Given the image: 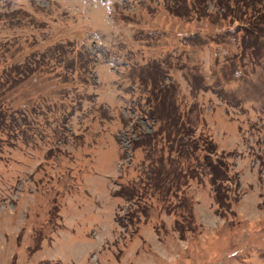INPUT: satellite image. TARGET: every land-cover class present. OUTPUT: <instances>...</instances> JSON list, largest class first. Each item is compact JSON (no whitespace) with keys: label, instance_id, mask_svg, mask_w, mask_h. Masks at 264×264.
<instances>
[{"label":"rangeland","instance_id":"rangeland-1","mask_svg":"<svg viewBox=\"0 0 264 264\" xmlns=\"http://www.w3.org/2000/svg\"><path fill=\"white\" fill-rule=\"evenodd\" d=\"M191 1L0 0V72L34 68L7 96L27 120L0 143V264H264V65L234 61L233 13ZM152 64L230 167L224 214L181 158L174 213L121 196L145 172L132 123L159 126L143 106Z\"/></svg>","mask_w":264,"mask_h":264},{"label":"trees","instance_id":"trees-1","mask_svg":"<svg viewBox=\"0 0 264 264\" xmlns=\"http://www.w3.org/2000/svg\"><path fill=\"white\" fill-rule=\"evenodd\" d=\"M176 1L188 6L186 0ZM218 1L216 3L218 7H215L216 12L221 10L224 13H233V19L239 23L235 31L236 36L239 34V38L235 37V41L239 44V53L234 57V61L236 60L239 65L243 63L246 56L250 60V64L262 67L264 65V0ZM191 2L190 7H201V10H204L207 4V0H192ZM168 9L172 11L173 5L168 6ZM12 68L14 75L7 74L10 70L2 69L0 72V143H2L3 137L15 139L20 126L27 120L23 114L19 113V109L9 107L7 96L18 87L23 79L31 76L34 68H22L20 65H14ZM141 72H147L148 77L147 82L142 84L143 106H146L145 109L148 112L145 116L153 123H159V126L157 129H153L152 133L145 134L138 131L136 123H132L131 131L136 133L137 140L131 141V149L143 148L145 153L143 169L145 172L142 184H139V187L136 186L138 183L123 186L120 191L121 196L127 201H135L133 203L139 207L142 201L145 202L146 199L156 194L158 201L166 206L167 212L174 213L179 206L176 203L170 206L168 199L180 202V206L184 204L185 200L183 195L186 187L185 180L182 182V178L177 172L178 160L181 158L189 161L190 173L197 174L200 171V174L203 173L208 178L214 201L219 212L224 214L229 209L226 205L227 194L231 191L229 185L233 182L230 167L224 162L222 156L217 155L215 145L200 133L197 134L193 123L184 119L183 114L179 112L173 101L167 100V96H175V88L164 82L165 72L162 66L152 64L150 68ZM142 75L139 76L140 80ZM167 102L169 103L166 104ZM18 113L21 117L18 116ZM146 208L148 206L144 203V207L140 205L142 211L139 208L138 210L145 213ZM132 214L128 215L130 222H132Z\"/></svg>","mask_w":264,"mask_h":264}]
</instances>
